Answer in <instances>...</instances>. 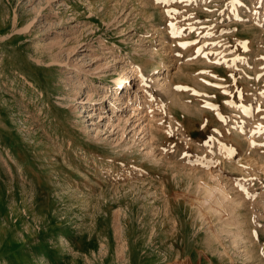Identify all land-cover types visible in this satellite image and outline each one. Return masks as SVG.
I'll use <instances>...</instances> for the list:
<instances>
[{"label": "rangeland", "instance_id": "rangeland-1", "mask_svg": "<svg viewBox=\"0 0 264 264\" xmlns=\"http://www.w3.org/2000/svg\"><path fill=\"white\" fill-rule=\"evenodd\" d=\"M0 264H264V0H0Z\"/></svg>", "mask_w": 264, "mask_h": 264}, {"label": "bare ground", "instance_id": "bare-ground-1", "mask_svg": "<svg viewBox=\"0 0 264 264\" xmlns=\"http://www.w3.org/2000/svg\"><path fill=\"white\" fill-rule=\"evenodd\" d=\"M157 68V67H156ZM133 79H135V77H133V78H128V77H125L124 79H120V81H118V83H123V85L125 86H130V84H131V80H133ZM122 85V86H123Z\"/></svg>", "mask_w": 264, "mask_h": 264}]
</instances>
